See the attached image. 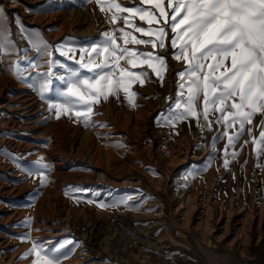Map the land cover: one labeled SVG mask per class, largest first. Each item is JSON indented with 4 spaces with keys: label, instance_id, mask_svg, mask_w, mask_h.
<instances>
[{
    "label": "rangeland",
    "instance_id": "obj_1",
    "mask_svg": "<svg viewBox=\"0 0 264 264\" xmlns=\"http://www.w3.org/2000/svg\"><path fill=\"white\" fill-rule=\"evenodd\" d=\"M116 3L142 6L140 0ZM109 17L97 0H0V27L15 45L0 54V264H32L34 256L21 257L33 242L65 238L80 243L62 264H264V155L257 157L260 145L251 143L246 126L234 149L239 154L228 157L225 169L226 138L215 151L212 143L222 125L201 133L192 119L165 123L177 99L176 74L185 67L172 56L170 29L166 46L156 50L167 60L163 83L146 66L135 69L149 73L143 86L132 85L136 107L123 91L119 99L109 96L94 106L96 127L56 119L49 110L54 92L42 99L38 85L14 75L22 50L24 76L39 79L49 70L50 57L37 44L55 52L61 44L97 42L115 28L146 38ZM133 22L147 27L138 16ZM55 59L77 67L58 54ZM52 87L64 85L54 80ZM261 118L253 121L254 137ZM41 157L50 166L44 186L29 175ZM128 196L134 198L129 206H111Z\"/></svg>",
    "mask_w": 264,
    "mask_h": 264
},
{
    "label": "snow or ice",
    "instance_id": "obj_2",
    "mask_svg": "<svg viewBox=\"0 0 264 264\" xmlns=\"http://www.w3.org/2000/svg\"><path fill=\"white\" fill-rule=\"evenodd\" d=\"M104 2L97 0L101 11L110 13V24L116 25L122 20L125 27H131L146 38H138L125 28H115L103 32L102 39L97 42L81 46L61 44L55 47V52L48 51L46 44H37L38 53L46 52L50 57L49 70L38 73L39 79L24 76L26 68L22 61L27 50H22L21 60L13 62L14 75L25 82L31 81L33 86L38 85L42 99L54 92L55 99L50 101L49 110H54L56 119L68 116L84 126L96 127L92 117L99 113L94 111V106L109 96L119 99L121 91L129 104L136 107L134 98L139 94L131 91L132 85L143 86L149 80V73L135 69L146 66L163 83L167 60L156 50L166 46L167 29H170L172 37L168 43L175 50L172 56L176 61L184 62L185 67L176 74L177 99L165 117V123L174 126L192 119L201 133L205 128L212 131L213 125H222L224 131L213 136L212 143L215 151L216 142L226 138L223 149L225 169L230 164L228 157L234 160L239 154L234 149L246 126L251 143L260 145L257 157L264 155V0H140L142 6L133 4L129 7L116 0H106L107 9ZM123 13L128 15H121ZM137 16L147 27L133 22ZM5 31L0 27V54L15 49L3 35ZM117 32L121 34L119 37ZM119 40L123 41V46ZM136 45H151L153 51H140L134 47ZM77 52L79 59H76ZM57 54L72 60L77 67L71 68L57 61ZM122 60L130 67H121ZM28 64L38 66L34 62ZM57 68L66 74L57 76ZM54 80L64 87L53 89ZM257 115L262 118L255 126L259 129L258 137H254L253 121ZM248 143L244 141L241 147ZM43 159L35 162V172H29L30 176H39L41 186L45 185L50 169ZM133 199L128 196L111 206L127 207ZM87 202L94 201L88 199ZM98 206L109 205L98 203ZM79 243L72 238L56 242L35 241L21 258L34 256L32 264H62Z\"/></svg>",
    "mask_w": 264,
    "mask_h": 264
},
{
    "label": "bare ground",
    "instance_id": "obj_3",
    "mask_svg": "<svg viewBox=\"0 0 264 264\" xmlns=\"http://www.w3.org/2000/svg\"><path fill=\"white\" fill-rule=\"evenodd\" d=\"M174 60V59H173ZM31 70H33V69H31ZM22 94H25V95H27V93H22ZM28 95H30V94H28ZM247 130V129H246ZM114 141V140H113ZM115 143V142H114ZM59 164V163H58ZM245 165V164H244ZM252 172V171H251ZM257 177V176H256ZM239 178V177H238ZM246 178V177H245ZM253 181V180H252ZM54 240H51L50 242H53ZM244 250V249H243ZM89 252V251H88ZM82 253H84V252H82ZM85 255V254H84Z\"/></svg>",
    "mask_w": 264,
    "mask_h": 264
}]
</instances>
